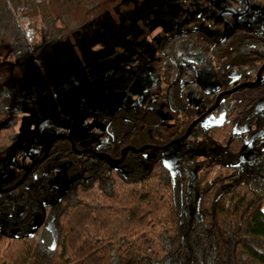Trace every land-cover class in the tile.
I'll list each match as a JSON object with an SVG mask.
<instances>
[{
	"label": "flooded vegetation",
	"instance_id": "flooded-vegetation-1",
	"mask_svg": "<svg viewBox=\"0 0 264 264\" xmlns=\"http://www.w3.org/2000/svg\"><path fill=\"white\" fill-rule=\"evenodd\" d=\"M100 2L97 0L93 11H83L63 28L58 25L46 27L41 19L38 22L46 28L47 38H54L75 22L100 13L103 9ZM223 13L238 16L243 12L225 8L216 18L220 20ZM26 22L23 26L26 32L32 23H37L32 18H26ZM229 28L220 36L189 27L169 31L156 45V60L145 62L147 71L150 66L158 69L151 85L147 84L137 94L129 93L135 75L139 73L136 59L129 61L132 73L120 103L107 111L95 109L93 117L84 121L86 135L82 137L69 133L51 134L45 140L38 137L37 129L44 120L68 121L61 112L32 121L30 127L40 150L13 177L0 180V235L17 240L46 235L50 244L57 233L56 215L65 208L66 195L74 188L99 179L110 181L115 176L125 178L126 182H136L134 175L139 170L147 175L157 172L169 176L172 182L185 189L188 200L184 209L188 212L187 206L197 202L198 212L204 186L196 199L193 196L195 188L185 175L183 163L175 171L163 160L168 147L188 141L194 130L199 132L200 139L193 143L196 141L198 147L212 149L209 155L198 159L200 171L194 177L195 181L203 184L202 170L226 156L224 164L242 170L246 183L264 189V30L237 31L228 35ZM13 30L0 41H6ZM191 31L211 45L191 46L180 42ZM172 40L176 44L169 45ZM221 43L229 44V51H220ZM240 44L244 45L241 49L245 55L237 60L235 52ZM255 46L258 51L252 50ZM201 62L215 67L217 78L211 88L202 90L196 102V94L186 89L199 83ZM6 98V93L0 91L3 111L0 120L7 116ZM219 122L226 128L225 136L221 137L223 142L226 140L225 144L213 139L214 125ZM17 143L16 124L0 125V155H11L9 161H12ZM150 152L152 156H149ZM5 164L0 158V168ZM62 173L72 179L64 190L58 191L56 181Z\"/></svg>",
	"mask_w": 264,
	"mask_h": 264
},
{
	"label": "rangeland",
	"instance_id": "rangeland-1",
	"mask_svg": "<svg viewBox=\"0 0 264 264\" xmlns=\"http://www.w3.org/2000/svg\"><path fill=\"white\" fill-rule=\"evenodd\" d=\"M102 4L100 13L75 22L57 37L47 38L46 28L38 22L40 18L33 17L37 23H32L28 32L23 28L26 19H20L13 34L0 41V91L7 96V116L0 120V125L14 122L18 129L13 160L9 161L11 155H0L6 163L0 168V180L13 177L40 150L30 127L32 121L61 112L68 121L44 120L37 129L40 139L56 133L86 135L84 121L93 117L95 109L107 111L120 103L132 73L128 62L134 59L139 73L129 93L137 94L151 85L158 69L150 66L147 71L145 62L156 60V45L169 31L189 27L220 36L229 27L228 35L264 30V0H101ZM225 8L244 14L223 13L217 19ZM85 10H76L73 17ZM198 72L199 83L186 89L196 94V102L202 90L211 88L217 78L215 67L203 62ZM199 139V132L192 131L188 141L168 147L163 158L175 171L183 163L196 199L203 189V184L194 180L200 171L198 159L212 152L209 147H198ZM71 179L59 174L58 191L64 190ZM196 207L197 202L187 206L192 221L198 216Z\"/></svg>",
	"mask_w": 264,
	"mask_h": 264
},
{
	"label": "trees",
	"instance_id": "trees-1",
	"mask_svg": "<svg viewBox=\"0 0 264 264\" xmlns=\"http://www.w3.org/2000/svg\"><path fill=\"white\" fill-rule=\"evenodd\" d=\"M94 2L0 0V40L20 19L38 17L46 27L63 28L76 10L93 11ZM185 36L180 42L211 45L197 32ZM221 44L220 51H229V44ZM243 46L236 49L237 60L245 55ZM215 124L213 139L225 144L226 128ZM225 160L202 170L204 190L194 221L184 209L188 198L181 185L139 170L136 182L115 176L74 188L56 215L50 244L46 235H0V264H264V189L246 183L243 171Z\"/></svg>",
	"mask_w": 264,
	"mask_h": 264
}]
</instances>
